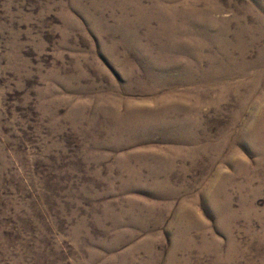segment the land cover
Segmentation results:
<instances>
[{"label": "rangeland", "instance_id": "1", "mask_svg": "<svg viewBox=\"0 0 264 264\" xmlns=\"http://www.w3.org/2000/svg\"><path fill=\"white\" fill-rule=\"evenodd\" d=\"M0 264H264V0H0Z\"/></svg>", "mask_w": 264, "mask_h": 264}]
</instances>
